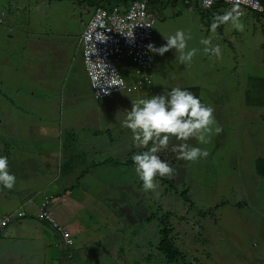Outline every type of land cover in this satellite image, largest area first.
I'll use <instances>...</instances> for the list:
<instances>
[{"label": "rangeland", "instance_id": "obj_1", "mask_svg": "<svg viewBox=\"0 0 264 264\" xmlns=\"http://www.w3.org/2000/svg\"><path fill=\"white\" fill-rule=\"evenodd\" d=\"M153 4H158L151 7L155 13L153 43L162 46L165 36L178 29L190 32L189 49H198L192 63L186 66L176 62L175 49L163 55L153 53L154 67L148 71L152 74L151 84L142 82V68L122 63L120 70L127 80V89L98 100L80 44L96 6L86 0H0L1 101L11 105L10 112L16 108L21 118L30 120L26 126H37L33 136L32 130L5 120L9 137L23 139L22 149L34 137H43L47 130L36 123L41 115L48 119V125L80 126V141L86 138L82 144L93 160L126 163L143 149L136 148L131 131L121 127L124 110L131 109L133 99L150 98L177 86L186 88L214 109L215 120L223 131L213 132L207 144L196 139L187 142L209 153L196 162L177 158L171 144L159 153L175 172L171 178L157 176L158 188L147 192L152 218L128 224L116 215L114 223L121 232L119 244L123 249L113 254L105 247L101 259L109 264H264V176L256 168L257 159L264 156L263 23L247 12L237 15L243 31L221 24L213 32L214 18L228 12L235 15V7L210 11L198 5L197 0L164 1L161 7L158 2ZM209 37L213 45H220L219 57L204 53L205 45L200 41ZM43 86L49 89L44 90ZM46 91L62 96L51 98ZM54 99L64 113L57 111ZM115 123L119 124L118 129ZM12 126L18 135L12 136ZM5 131L0 124V138ZM119 132L121 139L117 137ZM48 133L52 140V133ZM53 153L54 149L48 154L50 174L56 162ZM1 155H5V148L0 144ZM30 173L34 175L35 171ZM5 206L9 209L12 205ZM167 223L173 226L170 238L185 255L178 262L170 263L159 247L160 232ZM111 224L106 220L97 231L110 232ZM71 239L70 234L66 250L58 247L51 236L53 253L51 257L46 254L42 263L38 254L41 245L35 250L29 246L20 258L26 245L0 240V264H53V259L58 264H70L67 252L73 251L76 260L82 253L79 241L73 237V244ZM57 240L59 244L58 236ZM7 250L10 259L6 262L2 256ZM96 251L90 249V254Z\"/></svg>", "mask_w": 264, "mask_h": 264}, {"label": "crops", "instance_id": "obj_2", "mask_svg": "<svg viewBox=\"0 0 264 264\" xmlns=\"http://www.w3.org/2000/svg\"><path fill=\"white\" fill-rule=\"evenodd\" d=\"M110 1L118 3L112 4V6L122 8L131 0ZM154 2H158L160 7L164 3V1ZM156 5L158 4L149 3L150 9L151 7L155 8ZM42 89L49 88L43 86ZM45 93H49L48 96L51 98L62 96L56 95L54 91ZM1 94L2 92L0 93V124L8 132L5 131V135L0 138V144L5 148V155L1 156L8 158L10 171L16 176V184L13 189L9 190L0 186V234H3L2 229L6 225L3 229L4 235L0 238L1 242L9 244L11 241H18L26 245V249H23L19 254L20 258L26 255L29 246L35 250L37 245H41V250L38 252L41 263L46 258V254L51 257L53 253L51 236L56 240L55 244L58 247L67 250L70 241L62 242L59 230L40 216L43 202L45 199H49V208L55 220L69 232V235L71 234L73 244L75 240L80 243L82 253L79 257L81 258L76 260L75 254L71 250L72 252H67V261L70 264H109L101 259L105 256L104 248L108 247L113 254L123 249L119 244L121 232L117 229L118 225L115 226L114 223L116 215L122 219L125 218L124 222L128 224L147 220L151 215V198L143 190L134 164L120 163L115 159L100 162L93 160L82 144L86 138L80 141V138H83L80 126L66 125L63 128L60 123L48 125V119L41 115L37 116L39 120L37 119L36 123L40 128L43 125V130H47L46 134L43 133V137H34L31 144L22 149L20 143H23L24 140L11 139L9 137L10 129L4 121L8 120L9 124L12 120L13 125L32 130L33 136L37 126L35 123L26 126L30 120L26 117L21 118L16 108H12V112H10L8 106L11 105L1 101ZM54 103L58 102L54 99ZM56 108L60 113L65 112L58 104ZM107 126L112 127L111 124ZM115 126H118L117 129L119 128L118 123H115ZM11 131L12 136L18 135L13 126ZM48 132L52 133L54 137L52 140L49 138ZM40 134L38 132L39 136ZM120 134L121 132L117 134L119 139H121ZM52 149H54V153L51 156L56 162L53 163V171L50 174L48 154ZM14 151H21V153ZM32 171H35L34 175L30 173ZM5 204L12 206L8 209L5 208ZM22 210L27 212V216L18 217ZM5 216L13 218L7 224L1 225ZM14 219L16 220L14 221ZM106 220L112 222L113 230L102 231V234H99L101 232L97 230H100L101 224ZM117 220L120 222V219ZM56 234L59 237V244ZM90 249H97V251L90 254ZM9 253L10 251L7 250L2 256L6 262L10 259ZM70 255L73 256L72 259H70ZM95 260H100V262ZM53 264H58V261L53 259Z\"/></svg>", "mask_w": 264, "mask_h": 264}, {"label": "clouds", "instance_id": "obj_3", "mask_svg": "<svg viewBox=\"0 0 264 264\" xmlns=\"http://www.w3.org/2000/svg\"><path fill=\"white\" fill-rule=\"evenodd\" d=\"M221 24H230L234 29L244 30L243 23L232 12L214 18L212 31L215 32ZM165 39L166 43L160 47L149 43L147 51L163 55L175 49L176 62L186 66L192 63L198 49H189L188 41L192 39L190 32L178 29L174 34L165 36ZM200 43L205 45L204 53L220 56L221 47L213 45L211 37L201 39ZM124 113L121 127L129 129L136 148L143 149L132 155V161L145 192L156 191L157 176H173L175 169L159 155L170 144L172 151L177 153V158L196 162L202 157L207 158L209 153L206 149L191 146L187 142L196 139L200 144H207L213 132L220 134L223 131L215 120L214 109L202 103L192 91L179 86L150 98L133 99L131 109L124 110ZM173 140L178 143H171ZM15 184L16 176L10 171L8 158L0 156V186L11 190Z\"/></svg>", "mask_w": 264, "mask_h": 264}, {"label": "built area", "instance_id": "obj_4", "mask_svg": "<svg viewBox=\"0 0 264 264\" xmlns=\"http://www.w3.org/2000/svg\"><path fill=\"white\" fill-rule=\"evenodd\" d=\"M154 1L156 0H131L122 8L98 4L92 18L85 25L81 35L83 62L98 100L127 89V80L120 70L122 63L129 64L130 68H142V82L152 83V74L148 71L154 67V56L147 51L146 46L153 43L152 25L155 13L150 9L149 3ZM220 2L235 7V15L250 12L262 17L264 22L263 0H200V4L206 9ZM49 203L50 200L45 199L40 216L59 230L63 242H69V232L55 220ZM18 215L25 217L27 212L22 210ZM12 218L5 216L1 225L7 224ZM70 257L73 258L72 255Z\"/></svg>", "mask_w": 264, "mask_h": 264}, {"label": "trees", "instance_id": "obj_5", "mask_svg": "<svg viewBox=\"0 0 264 264\" xmlns=\"http://www.w3.org/2000/svg\"><path fill=\"white\" fill-rule=\"evenodd\" d=\"M90 5H93V6H97L98 4H101L103 3L105 6H111L112 4H118L117 2L116 3H113L114 1H110V0H86ZM156 1H171V2H176L173 1V0H156ZM188 1V0H187ZM264 1V0H263ZM197 3L198 5H200L199 3V0H197ZM164 4V3H163ZM222 6H225V7H230L228 5H226L225 3L223 2H220V3H217V4H214L210 9V11H212V9H217V8H221ZM204 8V7H203ZM206 9V8H205ZM152 10V9H151ZM206 10H209V9H206ZM153 11V10H152ZM154 12V11H153ZM208 14L206 15H209V11L206 12ZM257 16V15H256ZM258 18V21L260 20L263 24V31H264V22L262 20V17L260 16H257ZM127 164L129 165H133V161H132V156L127 160ZM256 168H257V172L261 175V176H264V156L263 157H259L257 159V162H256ZM27 216V215H26ZM153 216V213L147 218V220H150ZM18 217H21L18 215ZM168 225L165 226L162 230H161V235H162V238L159 242V247L161 248V250H163V252L166 254V258L167 260L170 262V263H173V262H178L180 259H184L185 255L184 253L182 252V250L180 249L179 246L176 245L175 241H173L170 236L173 235L172 233V230H173V226L169 223H167ZM122 245V244H121ZM123 246V245H122Z\"/></svg>", "mask_w": 264, "mask_h": 264}]
</instances>
